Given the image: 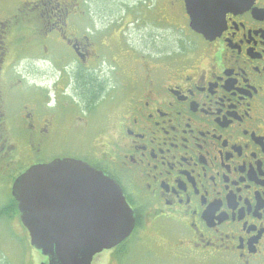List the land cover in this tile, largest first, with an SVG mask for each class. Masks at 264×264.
<instances>
[{
  "label": "flooded vegetation",
  "instance_id": "1",
  "mask_svg": "<svg viewBox=\"0 0 264 264\" xmlns=\"http://www.w3.org/2000/svg\"><path fill=\"white\" fill-rule=\"evenodd\" d=\"M115 1L125 14L97 25L91 0H0V227L28 233L25 171L76 159L119 185L130 237L155 231L193 264H264V0L210 38L186 0H154L161 37L170 21L192 40L174 51L151 46L152 0Z\"/></svg>",
  "mask_w": 264,
  "mask_h": 264
},
{
  "label": "water",
  "instance_id": "2",
  "mask_svg": "<svg viewBox=\"0 0 264 264\" xmlns=\"http://www.w3.org/2000/svg\"><path fill=\"white\" fill-rule=\"evenodd\" d=\"M251 0H186L190 27L210 38L229 11ZM31 245L48 258L41 264H92L104 249L122 243L135 227L133 210L119 185L76 159L35 165L14 183Z\"/></svg>",
  "mask_w": 264,
  "mask_h": 264
},
{
  "label": "rangeland",
  "instance_id": "3",
  "mask_svg": "<svg viewBox=\"0 0 264 264\" xmlns=\"http://www.w3.org/2000/svg\"><path fill=\"white\" fill-rule=\"evenodd\" d=\"M136 1V0H131ZM130 1V2H131ZM115 0H91L89 4V12L99 22L97 25L107 24L113 18L125 14V6L118 5ZM134 4L131 7H137ZM141 11L151 18L146 28V33H151V46L155 48L160 45V39H163L162 45L166 46L168 51H174L181 46H186L189 39L181 30L175 27L174 22L168 23L164 36L161 37L163 29L156 26L155 20L159 19L158 6L155 1H147L143 6H140ZM125 18V16H124ZM127 19V18H125ZM124 19V20H125ZM169 19H171L169 17ZM130 20V19H129ZM132 20V19H131ZM149 20V19H148ZM177 23V22H175ZM179 24L184 25V20L181 18ZM132 39L139 41L136 31H131ZM149 39L146 40L148 42ZM192 42V40H191ZM0 194V200L2 199ZM166 237L162 234H156L155 231L136 232L131 237L120 244L118 249L104 250L94 257L92 264H102L107 260V255L110 254L113 264H193L190 260L181 259L173 252V243L166 242ZM26 240V242H24ZM29 236L25 229L10 230L4 226L0 227V264H40L43 261L42 254L32 248L28 243Z\"/></svg>",
  "mask_w": 264,
  "mask_h": 264
},
{
  "label": "trees",
  "instance_id": "4",
  "mask_svg": "<svg viewBox=\"0 0 264 264\" xmlns=\"http://www.w3.org/2000/svg\"><path fill=\"white\" fill-rule=\"evenodd\" d=\"M24 242H26V240H24ZM27 243V242H26ZM29 243V242H28Z\"/></svg>",
  "mask_w": 264,
  "mask_h": 264
}]
</instances>
